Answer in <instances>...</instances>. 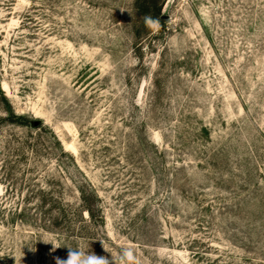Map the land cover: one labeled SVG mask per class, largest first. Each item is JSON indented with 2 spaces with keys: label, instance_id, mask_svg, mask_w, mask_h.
Masks as SVG:
<instances>
[{
  "label": "rangeland",
  "instance_id": "rangeland-1",
  "mask_svg": "<svg viewBox=\"0 0 264 264\" xmlns=\"http://www.w3.org/2000/svg\"><path fill=\"white\" fill-rule=\"evenodd\" d=\"M53 183L75 225L0 264H264V0H0V198Z\"/></svg>",
  "mask_w": 264,
  "mask_h": 264
},
{
  "label": "trees",
  "instance_id": "trees-1",
  "mask_svg": "<svg viewBox=\"0 0 264 264\" xmlns=\"http://www.w3.org/2000/svg\"><path fill=\"white\" fill-rule=\"evenodd\" d=\"M28 119L24 116L12 114L9 118L11 123L24 124ZM56 183H53L49 189L37 186L35 189L29 187L31 196L17 199L7 208V200L0 198V222L5 225L8 221L26 224L32 222V227L37 228V231L46 233H60L70 230L75 225L76 213L66 204L55 188ZM82 205L80 206L83 212H86L91 221L97 222L103 220L99 216V209H92L90 197L81 198ZM79 211V210H78ZM7 214V215H6ZM6 220V222H5Z\"/></svg>",
  "mask_w": 264,
  "mask_h": 264
},
{
  "label": "clouds",
  "instance_id": "clouds-1",
  "mask_svg": "<svg viewBox=\"0 0 264 264\" xmlns=\"http://www.w3.org/2000/svg\"><path fill=\"white\" fill-rule=\"evenodd\" d=\"M144 25L150 31L157 32L161 27V20L158 17L145 15L142 17ZM59 248V245L55 246ZM68 254L66 259L55 257L56 264H140L135 251L131 247H122L119 252L118 258L114 259L106 249L105 251L110 254L108 256H98L94 252L82 251L79 248L67 247Z\"/></svg>",
  "mask_w": 264,
  "mask_h": 264
}]
</instances>
